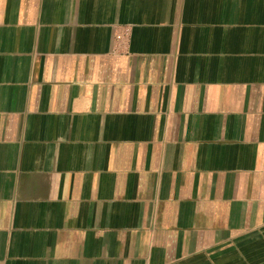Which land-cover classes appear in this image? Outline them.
I'll use <instances>...</instances> for the list:
<instances>
[{
	"label": "crops",
	"instance_id": "crops-1",
	"mask_svg": "<svg viewBox=\"0 0 264 264\" xmlns=\"http://www.w3.org/2000/svg\"><path fill=\"white\" fill-rule=\"evenodd\" d=\"M0 264H264V0H0Z\"/></svg>",
	"mask_w": 264,
	"mask_h": 264
}]
</instances>
